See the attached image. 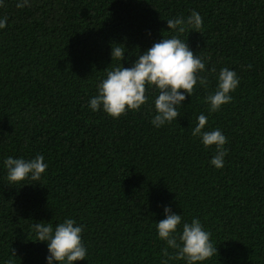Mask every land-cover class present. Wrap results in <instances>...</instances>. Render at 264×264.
<instances>
[{
    "label": "trees",
    "instance_id": "1",
    "mask_svg": "<svg viewBox=\"0 0 264 264\" xmlns=\"http://www.w3.org/2000/svg\"><path fill=\"white\" fill-rule=\"evenodd\" d=\"M193 10L201 32L170 31L168 19ZM4 17L0 264H48V244L33 241L31 225L68 218L84 226L87 248L74 264H161L166 242L156 223L169 206L182 216L177 234L193 218L211 233L218 251L198 264H264V0H29L23 8L4 0ZM163 35H179L206 65L207 87L197 82L178 119L152 124L158 90L150 85L137 111H93L98 84L121 64L112 43L127 45L122 63L132 67ZM225 67L240 83L211 112L206 97ZM200 114L204 131L227 138L222 168L211 164L216 146L191 134ZM38 154L48 165L41 184L10 185L4 160Z\"/></svg>",
    "mask_w": 264,
    "mask_h": 264
},
{
    "label": "clouds",
    "instance_id": "2",
    "mask_svg": "<svg viewBox=\"0 0 264 264\" xmlns=\"http://www.w3.org/2000/svg\"><path fill=\"white\" fill-rule=\"evenodd\" d=\"M4 0H0L3 7ZM29 5V0H17V7L23 8ZM171 32L183 34L186 28L200 31L203 26V18L193 10L188 17L178 16L167 20ZM7 26V17L0 19V29ZM126 49V50H125ZM128 51L124 43H112V62L119 60L120 66L107 71L105 79L98 84V94L90 98L89 106L93 111L103 110L114 118L125 115L128 110L137 111L148 100L146 95L147 85L155 86L158 95L154 100L156 115L152 124L159 128L165 123H171L178 119V107L193 94L194 87L199 81L200 85L207 87L206 76L199 75L206 69L203 58L194 54L187 42L182 41L179 35L163 38L155 42L150 48L136 53L138 58L132 67H125L122 61ZM251 68V65L248 66ZM215 72V68L211 69ZM240 79L234 70L225 67L218 74L216 91L209 94L206 99L210 105V111H218L222 105L230 103V95L239 85ZM183 90V91H181ZM198 124L192 129V136L200 137L202 143L207 146H216V154L211 164L216 168L224 166V158L227 149L224 147L227 138L221 130L204 131L207 117L204 114L198 116ZM7 169V180L10 185L18 184L26 179L33 183H40L42 174L48 165L43 155H37L32 159L13 158L4 160ZM41 184V183H40ZM165 218L156 223L158 236L166 242L162 249L165 259L161 264H170V261L185 260L187 264H198L215 253L218 249L210 240L211 233L204 229L201 221L193 218L191 223L184 222L182 230L178 232V226L182 224V216L174 213L171 207H165ZM36 238L33 241L47 242L49 255L48 264H74L78 260H85L87 248L82 241L84 226L68 218L53 227L52 223L45 221L31 225ZM171 250V251H170ZM8 264H13L9 261Z\"/></svg>",
    "mask_w": 264,
    "mask_h": 264
}]
</instances>
